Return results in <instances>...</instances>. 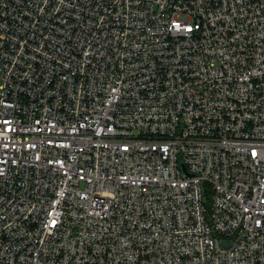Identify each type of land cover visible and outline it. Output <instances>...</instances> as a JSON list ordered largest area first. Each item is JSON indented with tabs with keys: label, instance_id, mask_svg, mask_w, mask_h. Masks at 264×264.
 <instances>
[{
	"label": "built area",
	"instance_id": "1",
	"mask_svg": "<svg viewBox=\"0 0 264 264\" xmlns=\"http://www.w3.org/2000/svg\"><path fill=\"white\" fill-rule=\"evenodd\" d=\"M0 264H264V0H0Z\"/></svg>",
	"mask_w": 264,
	"mask_h": 264
}]
</instances>
